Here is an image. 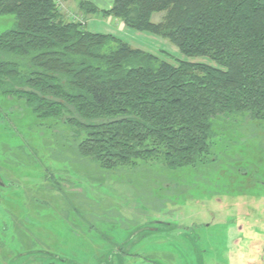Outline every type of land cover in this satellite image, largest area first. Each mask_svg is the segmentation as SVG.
Listing matches in <instances>:
<instances>
[{"label": "trees", "instance_id": "obj_1", "mask_svg": "<svg viewBox=\"0 0 264 264\" xmlns=\"http://www.w3.org/2000/svg\"><path fill=\"white\" fill-rule=\"evenodd\" d=\"M102 12L214 64L173 63L92 32L61 0H0V16L12 15L0 32V91L39 124L61 122L81 158L104 170L204 165L219 121L264 122V0H115Z\"/></svg>", "mask_w": 264, "mask_h": 264}, {"label": "rangeland", "instance_id": "obj_2", "mask_svg": "<svg viewBox=\"0 0 264 264\" xmlns=\"http://www.w3.org/2000/svg\"><path fill=\"white\" fill-rule=\"evenodd\" d=\"M61 6L67 19L86 23L88 14L68 10L65 0ZM163 14H153L152 21ZM11 26L12 15L0 16V32ZM124 33L133 47L173 63V58L213 63L186 56L166 38L128 27ZM217 127L211 160L204 165L169 170L147 162L104 170L80 157L75 137L61 122L39 124L24 100L0 91V264H59L53 254L73 264H99L111 246L149 224L160 232L136 237L128 258L119 255L114 264H155L153 258L172 264L175 256L176 264H190L192 244L181 243L182 230L202 223L209 224L199 229L204 238L199 247L209 248L202 264H218L211 258L225 236H244L249 227L264 231V122L237 117ZM234 222L244 228L226 229ZM254 240V262L262 264L264 238ZM243 261L234 254L222 263Z\"/></svg>", "mask_w": 264, "mask_h": 264}, {"label": "flooded vegetation", "instance_id": "obj_3", "mask_svg": "<svg viewBox=\"0 0 264 264\" xmlns=\"http://www.w3.org/2000/svg\"><path fill=\"white\" fill-rule=\"evenodd\" d=\"M238 222H234L231 225H227L226 229L228 228H233L235 230V227L237 230H242L244 227L241 223L237 224ZM156 224L159 225H164V226H171L173 225L170 221L166 222V221H157ZM198 225V224H195ZM200 225V224H199ZM209 224L206 223H202L201 226H196V228L192 225H186L182 231H184V233L186 234V236L181 237L183 240H181V243L186 242V240H188V242L192 245H190V254H189V258L190 261L192 263L193 261L195 264H202L204 262V257L202 255V253H206L208 251L209 248H203V247H199V243H203V235L202 231L199 230L202 227H208ZM159 233V229L157 226H155L154 224H149V225H144L141 226L139 229L133 231L125 240H123L119 245H114L111 246V248L108 250L105 259L102 260L101 262H99V264H114V259L115 257L122 255L126 258H128L129 255V246L131 244V246H134L136 244H138L139 241L134 240L136 237H138L139 235H141L142 238H144V234L145 233ZM170 233H174V232H170ZM238 233V234H237ZM236 234L232 235L228 234L227 236H225L223 238V241L221 242V244L218 246V252L216 256H213L211 259L212 261H216V263L218 264H223L222 262H226V259L232 257V255L234 254H238L239 257L241 258V256H243V260H247L246 264H256L254 262V257H255V238L257 236H261V238H264V231L260 230V229H255L253 230L252 227H249V230L247 231V234L242 236L240 234V232H237ZM177 234H175L174 236H176ZM186 239V240H185ZM180 243V242H178ZM128 246V247H127ZM197 248H200V250H198ZM197 249V250H196ZM192 250H194L192 252ZM264 250V247H263ZM136 253V252H135ZM201 255H200V254ZM219 253L221 254V257L219 256ZM242 253H245L242 255ZM196 254V256H194ZM246 256V257H244ZM52 257L58 259L59 264H73V261L66 259L65 257H60L59 254H53ZM123 257V258H124ZM176 256L174 261L172 262V264H176ZM262 259V264H264V254L261 256ZM154 261L155 264H165L164 262L160 261L159 259L153 258V259H149ZM201 260V262H200ZM218 261H221L220 263ZM190 263V264H191ZM244 264V261L243 263Z\"/></svg>", "mask_w": 264, "mask_h": 264}, {"label": "crops", "instance_id": "obj_4", "mask_svg": "<svg viewBox=\"0 0 264 264\" xmlns=\"http://www.w3.org/2000/svg\"><path fill=\"white\" fill-rule=\"evenodd\" d=\"M80 1H89L96 5L99 9L98 12L90 14L86 17L85 26L87 28L88 24L94 25L92 32L98 33H105V34H112L117 37L124 39V32L127 31V27L121 20L113 17V16H106L102 11L109 10L113 6L115 0H65L66 6L68 10H72L73 12L80 11L79 9V2ZM69 3H71L69 7ZM130 28V27H128ZM89 30V29H88ZM127 41V40H125ZM128 42V41H127ZM130 44V42H128ZM133 46V45H132ZM141 49L140 47H136ZM143 50V49H142ZM147 51V50H145ZM151 52V51H149ZM153 53V52H152ZM156 54V53H154Z\"/></svg>", "mask_w": 264, "mask_h": 264}]
</instances>
